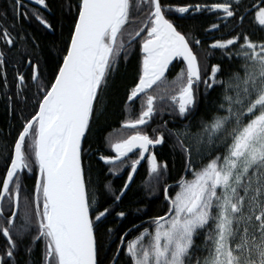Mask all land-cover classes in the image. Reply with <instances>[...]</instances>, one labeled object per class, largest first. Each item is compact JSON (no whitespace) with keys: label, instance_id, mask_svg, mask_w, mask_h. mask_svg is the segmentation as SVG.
I'll return each mask as SVG.
<instances>
[{"label":"snow or ice","instance_id":"1","mask_svg":"<svg viewBox=\"0 0 264 264\" xmlns=\"http://www.w3.org/2000/svg\"><path fill=\"white\" fill-rule=\"evenodd\" d=\"M35 3L48 7L46 0ZM22 6L21 0H14V8ZM203 7L197 4L192 11ZM207 8L222 10L226 18L251 17L264 32V0L252 6L225 0ZM77 12L67 46L54 57L52 80L41 82L38 66L31 65L38 110L19 131L10 165L0 177V236L6 240L0 264H16L19 243L25 238H30L29 254L31 245L42 241V264H105L97 233L110 212L105 207L94 218L91 215L98 201L83 167L82 141L91 133L100 93L120 54L126 56L141 33L145 35L140 41L143 57L138 82L127 94L132 102L129 109L135 99L140 100L139 115L122 126L131 129L130 134L109 140L116 155L100 159L113 164L109 170L114 173L128 165L131 182L149 146L166 142V131L175 136L184 171L192 178L181 176L174 196L164 187L167 211L150 217L148 227L134 225L138 235L126 242L121 238L122 247L108 264H121V254L127 264H264V36L253 39L237 33L215 40L211 47L225 50L229 58L235 49L241 67L225 78L220 75L221 66L212 65L202 79L194 51L201 41H190L177 30L166 18L172 6L161 0H79ZM175 12L188 13L189 6H178ZM33 15L46 28L52 27L38 11ZM141 15V26L129 31L128 26ZM0 40L14 45L7 28L0 32ZM177 57L186 68L169 82L165 74ZM4 64L5 53L0 52V66ZM18 80L15 95L20 99L28 85L22 74ZM200 84L208 91L220 86L221 95L214 102L216 110L207 119L201 117L195 131L190 123L179 130L163 125L162 131L153 128L150 136L137 127L166 109L187 119L197 107ZM133 149L139 150L134 154L137 158L130 159ZM147 161L159 183L161 170L166 172L168 165L158 163L155 155L147 156ZM25 169L32 173L34 185L24 196L21 210V195L27 191ZM105 187L111 191L109 185Z\"/></svg>","mask_w":264,"mask_h":264},{"label":"trees","instance_id":"2","mask_svg":"<svg viewBox=\"0 0 264 264\" xmlns=\"http://www.w3.org/2000/svg\"><path fill=\"white\" fill-rule=\"evenodd\" d=\"M78 2L79 0H46L48 7H44L35 3L34 0L31 5L23 2L22 7L14 8V0H0V32L7 28L14 37V45H6L0 40V52L5 53V64L0 66V177L5 175L6 167L10 165L9 157L14 152V142L18 138L19 131L38 110L35 87L37 82L32 81L31 65L38 66L41 82L48 84L52 80L56 64L54 57L58 55V50L67 46L78 15ZM161 2L172 6L173 12L166 18L173 22L178 31L186 35L190 41L193 39L201 41L199 46L194 47V51L198 56L202 79L205 77V72L210 73L212 65H220L222 68L220 75L225 78L231 71L241 67V62L235 58V49H232L233 55L229 58L225 50L211 47L215 40L229 39L237 33L248 34L253 39L264 36V32L259 30L258 22L251 17H245L243 20L239 16L226 18L222 10H208L207 6L212 3L225 2V0H161ZM232 2L235 3V0ZM259 2L260 0H242L245 6H252ZM197 4L205 7L201 11L191 10L184 14L175 12L178 6L192 8ZM34 11H38L52 27L46 28L41 24L33 15ZM142 19L143 15L132 21L128 30L139 28ZM213 23L218 27L213 29L211 27ZM144 35L141 33V36L135 38L131 47L127 49L126 56L123 52L120 54L103 92L100 93L99 112L92 121L91 133L83 145V166L86 178L91 179L90 191H95L98 201V206L93 208L91 215L94 218L98 210H103L105 207L110 212V215L106 214L102 218L101 227L97 233L98 240L102 243L100 259L104 260L105 264H108V259L122 247L121 238L126 242L138 235V228H134V225L143 224L144 227H148L150 217L163 215L167 211L163 192L165 186H168L169 195L174 196L178 191L177 181L180 177L192 178L190 173L184 171L175 136H169L166 131V142L154 148L153 152L158 163L168 165L167 171L161 170L162 175L157 183L153 174L149 172L146 160L139 169L133 185L121 200H115L113 194L121 196L128 180V172L131 171L130 167L125 165L114 173L109 170L113 165H106L99 159L102 155H116L109 146V140H116L130 134L132 130L122 126L126 119L139 115L140 100H136L129 109L128 105L132 102L127 101V94L138 82L143 57L140 41ZM181 68H185L184 64L176 61L169 70L167 80L171 82ZM18 74L25 77V83L28 85L24 89L26 95L20 99L15 95L16 85L19 83ZM5 79L7 86L4 84ZM220 95V86H217L215 91H208L203 84H200L199 91L196 93L197 107L187 119L174 116L166 109L158 112L146 126L139 128L151 136L154 135L153 128L162 131L163 128L160 126L166 125L167 128L179 130L190 123L192 130L195 131L199 126L200 118L207 119L216 110L214 102L220 99ZM134 158H137L136 155L130 157V159ZM22 176L27 191L22 192L21 195V210L24 206V196L31 192L34 185V177L32 173H28L27 169L23 171ZM106 185L110 186L111 191L105 187ZM121 211L125 213L124 217L117 215ZM29 242L30 238H25L19 243L15 256L16 264H42L44 252L42 241L31 245L30 254L26 248ZM5 247L6 240L0 236V254ZM121 264H127V258L123 254H121Z\"/></svg>","mask_w":264,"mask_h":264},{"label":"water","instance_id":"3","mask_svg":"<svg viewBox=\"0 0 264 264\" xmlns=\"http://www.w3.org/2000/svg\"><path fill=\"white\" fill-rule=\"evenodd\" d=\"M25 1H29V0H25ZM191 10H192V8H189V11H191ZM142 54H143V53H142ZM177 60H181V61H182V58L177 57V58H174V59H173V61L169 64V68H168V70L166 71V74H165L166 76L168 75V72H169L170 68L172 67V65H173ZM185 67H186V65H185ZM153 87H155V85H154ZM136 100H138V99H135V101H136ZM130 103H131V102H130ZM141 126H145V125H141ZM137 127H140V126H137ZM126 129H128V128H126ZM84 141H85V140L82 141V147H83V145H84ZM160 145H162V144H157V145L149 146V151L145 153V158L141 159V160H140V163L137 164L136 171L133 173V180H132L131 182L127 180V184H129V187H128V188H125V187H124V189L122 190L121 199H123V197L126 195V193L129 191V189H130L131 186L133 185V182H134V180H135V178H136V176H137V174H138L139 169L141 168V166H142V165L145 163V161L147 160V156H149V155H154V152H151V150H153V149L156 148V147H159ZM138 151H139L138 149H133L132 152L128 153V157L130 158V157L133 156L134 154L138 153ZM99 159H100V158H99ZM100 161H102V162H103L104 164H106V165H113V164H110V163H105V161H103V160H101V159H100ZM82 162H83V152H82ZM117 164H119V162H117ZM83 167H84V166H83ZM127 179H128V178H127ZM121 199H120V200H121Z\"/></svg>","mask_w":264,"mask_h":264},{"label":"flooded vegetation","instance_id":"4","mask_svg":"<svg viewBox=\"0 0 264 264\" xmlns=\"http://www.w3.org/2000/svg\"><path fill=\"white\" fill-rule=\"evenodd\" d=\"M21 2L23 3V2H25V3H28V4H32V2H34V0H29V1H25V0H21Z\"/></svg>","mask_w":264,"mask_h":264},{"label":"bare ground","instance_id":"5","mask_svg":"<svg viewBox=\"0 0 264 264\" xmlns=\"http://www.w3.org/2000/svg\"><path fill=\"white\" fill-rule=\"evenodd\" d=\"M126 129V128H125Z\"/></svg>","mask_w":264,"mask_h":264}]
</instances>
